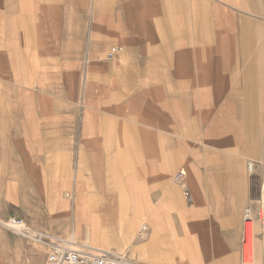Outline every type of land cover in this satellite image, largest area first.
Returning <instances> with one entry per match:
<instances>
[{
	"label": "rangeland",
	"instance_id": "1",
	"mask_svg": "<svg viewBox=\"0 0 264 264\" xmlns=\"http://www.w3.org/2000/svg\"><path fill=\"white\" fill-rule=\"evenodd\" d=\"M244 4L249 13L236 11L238 18L236 16L232 20L233 27L237 32L234 35L233 44L223 43L224 36L229 38L232 35L218 34V32L227 29L218 27L216 20L213 21L211 18L212 11L207 19H180L178 49L162 51L159 53L160 56L153 60L155 63H165L166 66H158L153 68V71L147 72L142 58H140L138 61L141 63L140 67H136L134 73L125 75L129 76L128 79L125 78V85L120 89L121 91L116 89L117 92L114 93L119 92L123 101L133 92L140 91V87L137 85L128 87L131 78L144 80L149 74L152 79L159 78V69L169 74L170 62L175 60L177 52H180L178 57L181 59L184 56L191 61V70H194L193 63L197 59L195 52H199L201 59L206 63L208 62L207 52L209 54L208 45H219L220 48L222 46L223 55L220 57V63L224 70L226 67L225 80H231L229 75L232 71L241 69L239 76L236 75V70L232 83L227 82L240 98L238 101L233 99L236 102L233 115L226 116L224 121L223 116L216 115V112L213 113L210 109L201 111L198 108L197 104H200L202 99L199 95H195L196 91H193L197 88V81L199 82L198 77L193 78L200 76L198 69L195 68L194 75L187 79L178 75L176 91L183 104L182 108L188 104L193 105L187 111L190 116L187 118L188 129L185 138H174L168 135L165 139L173 145L174 150L181 151L183 148V154L179 151V157L182 156L181 158L195 162L196 170L199 171L198 175L203 178V188L197 179H192L190 183L184 181L183 185L181 182H177L179 184L172 183L171 185L174 187L181 188L182 185L183 189L181 188L179 193L172 190L166 191L162 210L163 214L170 215L173 205L177 204L171 198H175L174 195L178 193L180 197H184L181 204L193 205L196 208L194 218L201 217L200 209L204 203H207L211 206L212 215L225 214L227 226L229 227L230 224L233 229L236 219L242 214L243 246L241 256L237 259L227 258L226 264H264V230L262 228L263 221H261L264 218L262 200L264 194V40H261L259 34L264 32V0H248ZM52 7H55V11H52ZM43 10L45 11L44 19L40 17ZM75 10L73 2L69 0H32L27 5H23L21 0H0V11H2L0 14L7 23L2 32L4 35L2 43L10 45L12 50V57L3 60L1 70L5 78L10 76L15 79L13 83L2 81L0 85L1 116H3L0 119V207L6 212V218H2L0 222L2 224L10 218H20L30 229L29 234L20 235L2 224L5 232L9 231L15 235L32 238L35 242L44 241L46 244L48 240L59 238L86 245L83 234L74 237L75 222L72 207L70 218L58 219L56 217L58 211L50 209L49 205L43 201V195L48 196L47 194L54 190L53 183H57V181H64L65 187L73 191L77 180H79L85 183L87 191L96 193V197L100 198L119 191L118 187L111 184L115 175L123 183L120 192L121 195L125 194L126 199H129L133 206L131 211L138 206L141 194L128 190V182L130 180L134 181L136 185H142L144 180L142 174L145 173L143 167L146 162L144 163L145 160L137 156H111V152L123 150L122 152L125 153L126 149V146H116L117 142L121 140L118 137L117 128L120 125L125 128L134 126L157 135L160 126L166 125V122L160 118V110H163L162 115L165 114L169 118L172 116L166 106L161 105L162 108H159L153 95L149 96L146 91H141L142 97L135 109L129 105L131 101L126 103L123 101V112L128 118L118 119L113 117L117 111L114 104L108 110L105 109L106 97L115 98L114 93L100 88L98 89L99 93L96 92L92 104V108H97L95 111L93 110L100 119L97 122L101 127L110 125L117 128L113 131L115 136H113L114 133L110 134L107 139V147H90L91 143L87 140L88 137L83 135L85 113L83 103L86 101L88 74L90 80L101 84L100 87L103 86V82L107 80L111 82L113 78H118V75L126 74L123 72L124 63L121 61L124 52L112 50L115 47L109 51L89 50L90 29L88 24L90 17H82L80 12ZM201 14L202 12H200ZM21 17L26 18L25 23L29 28L26 32L24 29L26 24L24 27L21 25ZM41 23L44 25L42 28L39 27ZM248 31H252L251 35L254 36L252 42L256 41L251 45L250 40L246 42ZM245 32L248 33L245 34ZM199 34H203L204 38ZM209 39L213 41L210 43ZM171 46L174 47V44ZM248 51L249 53H247ZM233 54L239 65H236V69L234 64L233 66L231 64ZM90 58L91 66H89ZM115 60L118 62V68L114 73ZM215 60L216 58L214 59L215 64H219V61ZM23 62H27V65ZM249 63L252 66H249ZM251 68H254L255 71L253 78L256 83L253 84L255 85L254 103L256 107L252 113H249L251 102L249 98H245V95L250 93L246 87L250 80L247 72ZM204 69L201 72V76H203L201 78L205 76ZM130 71L132 70L126 68L127 73ZM30 74L31 76L33 74L35 81L32 87H28L25 81V78L30 77ZM188 79H193V81L189 83ZM114 100L109 99V101ZM243 100L247 102V109L244 108ZM94 104L95 106H93ZM142 104L146 105V111L149 112L145 116L139 114L143 110ZM29 107L35 108L36 113V115L28 116L30 119L25 115ZM41 107H46L44 108L45 114L42 113ZM93 112L91 111V113ZM105 112H108L109 115ZM134 116L141 121L142 118L149 120L134 122L130 119ZM201 118L205 119L204 123ZM213 119H216L217 122L213 123ZM172 120L175 125L172 124L169 128L179 130L185 126L180 122L175 123L176 115L172 116ZM228 126L232 128L231 135L226 130ZM237 126L240 129V137L236 132ZM250 127L253 136L251 140H247L244 138V134ZM234 131L237 139H232ZM178 141L183 142L181 146ZM95 143L93 142L94 145H96ZM92 148L96 152L100 151L101 154L97 158L89 155V149ZM233 151L234 153H232ZM250 164L253 165V170L250 169ZM114 170L117 172H113ZM38 180L43 182L42 193L35 185V181ZM136 208L139 209V207ZM137 212L140 213V211ZM191 217L189 216V218ZM249 224L250 237L247 235ZM117 230L113 229L114 234L110 245L100 246L96 243L94 246L99 249L105 247L103 250L113 253L114 260L118 259V255H120L129 264H143L140 230H137L135 237L127 240ZM168 237L164 236L163 238V264H170L172 255L176 259L179 252L175 249V243L173 244L175 251L172 249L171 239ZM159 253L161 255L160 247Z\"/></svg>",
	"mask_w": 264,
	"mask_h": 264
},
{
	"label": "bare ground",
	"instance_id": "2",
	"mask_svg": "<svg viewBox=\"0 0 264 264\" xmlns=\"http://www.w3.org/2000/svg\"><path fill=\"white\" fill-rule=\"evenodd\" d=\"M214 1H215L214 7H215V10L217 11V13H216L213 21L216 20L215 22H216V24H218V27L220 29H227L226 31L218 32V34L232 35L229 38L224 36L225 41L223 43L224 44L228 43L229 45L233 44L234 43V35L237 34V32L233 27L234 22L232 20L235 19L234 17L237 16L236 11L249 13V12H247L248 8L244 4L248 0H228V2H226L225 4H223L224 2L220 3L219 0H214ZM21 2L23 5H27L28 2H32V0H21ZM17 6H18V4H17ZM185 6L187 8V5H185ZM222 6H225V8ZM40 7L41 6L39 5V8ZM52 8H53L52 11H55V7H52ZM198 8L200 9V6ZM201 8H202V6H201ZM227 8H231L236 13L230 12ZM223 11H224V13H223ZM1 12L2 11H0V13ZM256 16H257V13H256ZM40 17L42 19L45 18V11L44 10H43L42 15H40ZM237 18H238V16H237ZM25 19H26L25 17H21V25L23 27L26 24ZM242 20H243V18H242ZM173 21L175 22V20H173ZM165 23H166V21H165ZM247 23H248V21H247ZM6 24H7L6 19H4L2 17V15L0 14V32H1L0 33V85H1L2 81H6L8 83H13L15 81V79L10 77V76H6V78H5L3 76L2 70H1V67L4 63L3 60L10 59L12 57L11 46L10 45H4V43H2V41L4 40V35L2 32H3V29L5 30ZM243 24H244V22H243ZM39 27H41V28L44 27L43 23H41V25ZM168 27H170V26L168 25ZM249 27H250V25H249ZM24 29H25V32L29 30V28H27V24L24 27ZM170 31H172V30H170ZM198 31H201V30H198ZM204 31H205V29H204ZM248 32H245V34L248 33L246 42L250 40V45H251V43H255L256 41L254 40V42H252L253 41L252 38H254V36L251 35L252 31L251 32L248 31ZM204 33H206V32H204ZM242 34H243V32H242ZM259 34L261 36V40L263 41L264 40V32H261ZM199 35H201V34H199ZM161 36H163V35H161ZM219 37H220V35H219ZM94 39H96V38H94ZM209 41L211 43V41H213V40L209 39ZM206 42H208V41H206ZM164 44H165V41H164ZM97 46H99V45H97ZM162 46L165 47L167 45H162ZM216 46H217V48H215ZM218 46L219 45H208L209 54L207 52L208 62H206V63H204L203 60L201 59L199 52H195V56L197 59L193 63L194 64V70H195V68H197L198 71L200 72V76H194L193 77V78L198 77V80H199V82L197 81V83H198L197 88L193 91H196L197 93L195 92L196 93L195 95L196 96L199 95V97L202 99L200 104H197L198 108L201 111H204L206 109H210L211 112L212 111H213V113L216 112L217 113L216 115L223 116V119L225 121L226 116L231 117V115H233L232 112L234 111L233 110L234 104L236 103L233 99L238 101V99L240 98L238 95H236L235 90H233L230 87V83L233 82V77H234L236 70H237L236 65H238V64H237L235 55L233 54L231 64H232V66L234 64L236 70H234V71L231 70L232 72L229 75V77H231V80H229V81L225 80L226 67L224 70L223 65L220 63V57L223 55V48H222V46H221V48H220V46L219 47ZM168 50H169V48H168ZM181 51L184 52V50H181ZM123 52H124V53H122L123 59L121 61H122V63H124L123 64V72L126 74L118 75V78H113L111 80V82H108V80L103 82V84H102L103 86H101V87H100L101 84H97L93 80H90L89 74H88V78H87L86 101L84 102L85 113H84V119H83L84 120L83 135L90 138V139H93V140L95 139L97 141H100V143L97 142V144L98 145L100 144L99 147H101V148L107 147V145H108L107 139L110 137V134L114 133L113 131L117 127L114 128V127H111L110 125H105V124H104L105 125L104 127H101L98 124L97 121H100V119L98 118V115L95 114L94 112L91 113V109H93L94 111L97 109L94 107L92 108L94 96H95L96 92L99 93L98 89H100V88L103 89L104 91L110 90L113 93L117 92L116 89L120 90L125 85V80H126L125 78H127V79L129 78V76H125V75H129V74L134 73L135 70L137 69L136 67H140L139 64L134 63V64L130 65V64H128L129 62L124 61L127 57V52L124 50H123ZM178 53H180V52L176 53L175 60H172L170 62L171 69L169 70V74L168 73L166 74L165 72H163L164 70L159 69L158 70L159 78L152 79L150 77L151 74H149L148 77L144 80L131 78L129 80L128 87L131 85H132V87H134V85H137V87H140V91L137 93L133 92L127 99H124L123 101H124V103L131 101L129 103V105L135 109L138 106L137 103L140 102V99L142 97L140 94L141 91H146L147 93H149V96H150V94L153 95V99H156L160 109L162 108L161 105H164V107L166 106V108L168 109L169 114H172V116L176 115L175 123L178 124L180 122L181 124H184L185 126L181 127L179 130H175V128H169L170 125L174 124L173 123L174 121L172 120V116L169 118L168 116H165V114L162 115L163 110L162 111L160 110L159 114H160V118L166 122V125L160 126V128L158 129L159 133L157 135L150 134L149 131L146 132L144 129L140 130L139 128H136L134 126L125 128L122 125H120L119 128H117V132H118V137L121 140H119V142H117L116 146H119V147L126 146V149H125L126 154L122 152L123 150L122 151L118 150L117 152H115V151L111 152V156H114V157L115 156H123V155H129L132 157L137 156V157H141L142 159H144L145 160L144 163L146 162L144 167L141 165L143 167V171L145 172L144 174H142V176L144 178L142 185H140V184L136 185V184H134V181L129 180V188L128 189L133 193L140 192V194H141V199L138 202V206L135 205L136 207H139V209L137 210V208L135 207L133 209V211H131L133 206H131L130 201L127 202L126 198H123V196L121 195V192H120V189L123 187V183L115 175L113 176V180H112L111 184L115 187H118L119 191L117 193H114V194L113 193L109 194L106 197H100L101 199H104L105 200L104 202H107L108 207L113 210V212H112L113 214L109 213L108 215H109V218H111L114 221L116 228L119 229L118 231H120V233L124 234L126 237L129 236V238L130 237L133 238L134 236L137 235L136 234L137 230H140L139 236L142 239V246H141V252H142L141 256L142 257H141V259H142L143 264H157L158 263V257H160L158 244H159V233H160L162 223L160 221V216L157 213L159 211L157 210V207L155 206L156 201L157 202L160 201L161 200L160 197L163 198L164 194L165 195L167 194L166 191H169V190L177 191V192L181 191L183 189L182 185H183L184 181H185V183H190L192 181V179H195V180L197 179L198 183H200L202 188H203V182H202L203 178L200 175H198L199 171L196 170L195 162H191L187 158H181L182 156L179 157L180 153L183 154V148L181 151L177 150V149L174 150L172 148L173 145H171V143H169L165 139L168 135H170L174 138H185V135H186V132L188 129L187 128V118L190 116L189 115L190 113H188L187 111L189 109H191V107L193 105V104H188L182 108L183 104L179 100V97H178L179 93H177V91H176V82H177L176 79H177V77H179L178 75H180L181 78H185V79L194 75V72H193L194 70H191V66H192L191 61L187 60L184 56H183V59H181L180 57H178L179 56ZM247 53H249V51ZM193 55H194V53H193ZM119 56H121V54H119ZM215 58L217 61H219V64H215V62H214ZM104 59L106 61L105 56H104ZM147 60L149 61V59H147ZM116 61L117 60H115V62H114L116 64V67L114 69V73L116 71V68H118V65H117L118 62H116ZM148 61H146V62H148ZM84 62H86V61H84ZM23 63L25 65H27L26 64L27 62H23ZM158 63H160V62H158ZM89 66H91V58L89 61ZM158 66H166V64L160 63L159 65H146L145 68H146V71L149 72V71H153V68L158 67ZM221 66H222V68H221ZM249 66H252V64L249 63ZM132 67H134V68H132ZM209 67H210V69H209ZM126 68L131 69L132 71H130V73H127ZM203 69L205 72V76H204V78H201V77H203V76H201V72L203 71ZM89 72H90V69H89ZM240 74H241V69H240V71L237 70L236 75L239 76ZM247 75L250 78V80H248L249 85H247L246 88L248 89V91H250V93L245 95V98L250 99L251 104H250L249 113H252L256 107V104L254 103V98H255L254 86L255 85L253 84V83H256V80L253 78V77H255L254 68L249 69L247 72ZM153 80H155V81H153ZM25 81H26L28 87L34 86L33 83H35V81H34L33 74H32V76L30 74V77L25 78ZM188 81H189V83H191V81H193V79H191V80L188 79ZM227 82H230V83L228 84ZM140 83L143 85H141ZM239 83H240V81H239ZM113 90H115V91H113ZM114 95H115V98L109 97V96L106 97L105 109L108 110L114 104L117 111L113 115V117L115 116L118 119L124 120V118H128V116H126L125 113L123 112L124 103L122 101L121 94H119V92H118V93H114ZM111 98L113 100L114 99L115 100L109 101V99H111ZM137 98H139V99H137ZM146 100H145V102H146ZM95 104L93 106H95ZM243 104H244V108L247 109V102H244V100H243ZM254 104H255V106H254ZM1 105H2V102H1V98H0V117L2 118L3 116H1L2 115L1 114ZM142 107H143V110L141 113L139 112V114H142L143 116H145L148 112V111H146L147 107L144 104H142ZM41 108H42V110H41L42 113H44V108H46V107H41ZM153 113L155 114L156 112H153ZM245 113H247V112H245ZM106 114L109 115L108 112ZM179 114H181V115L179 116ZM25 115L27 117L36 115L35 108L33 109V108L29 107L28 110L25 112ZM103 116H104V114H103ZM28 119H30V118L28 117ZM130 119H132V121H134V122H140L141 121L139 118L138 119L135 118V116L130 117ZM201 119H202V122L204 123L205 119H203V118H201ZM144 120L145 119L142 118L141 122H143ZM148 120L149 119H146L145 121H148ZM215 122H217V120L213 119V123H215ZM242 128H243V126H242ZM231 129L232 128L230 126L226 127V130L229 132L230 135L232 134V132L230 131ZM244 129H245V127H244ZM250 131H251V127L248 130V132H246L244 134V138L247 140H251V138L253 136V134ZM236 132L240 137V129L238 126L236 127ZM236 132L234 131V137L232 139H234V138L237 139V137L235 135ZM113 136H115V133ZM93 140H92V144H93ZM178 142H179L178 144L180 146L183 143L181 141H178ZM214 148H215V146H214ZM179 151H180V153H179ZM232 153H234V151ZM136 167H138V166H136ZM251 170H253V165H252ZM113 172H117V171L114 170ZM180 175H181V177H180ZM175 182L176 183L181 182L182 183V185H181L182 189L178 186L174 187L171 185L172 183H175ZM177 184H179V183H177ZM81 192L83 193V191H81ZM178 193L174 195L175 198H173V200L174 199L175 200L181 199V197L178 195ZM262 200H263V205H264V194H263ZM52 201H54V200H52ZM70 202H71V200H70ZM134 202H136L135 199H134ZM76 204H77V207L80 209L79 210L80 214L83 215L84 218L88 219L90 217V213L87 211L89 208L88 198L85 196L84 197L78 196L76 199ZM80 206L83 208L82 213H81V207ZM263 209H264V206H263ZM137 211H140V213H138ZM130 213H132V214L128 218L127 214H130ZM263 214H264V211H263ZM90 221L92 223L93 230L91 231V233L87 232L88 233V239L85 238V239H87L86 245L91 246V247H95V248H97V246H94V245H96V243H98L100 246L110 245L111 241H109V240H111V238H109L107 236V229H108V227L106 226V223L108 222L107 218L104 217V218H100L99 220L98 219H91V220H89V222ZM168 221H169L168 226L170 227L171 226L170 217L168 218ZM261 221H263V227H264V218L261 219ZM87 228H88V226H87ZM110 231L111 230L109 229L108 232H110ZM250 231L251 230H250V224H249L248 231H247L248 232L247 235L249 237H250ZM179 241H181V240L179 239ZM181 247L184 249L183 246H181ZM103 248H105V247H102V249ZM198 249H199V247H198ZM189 253H193V252L189 251ZM118 256H117L118 259L114 260V264L115 263L116 264H129V262L127 260H125L123 257H121L120 255H118ZM117 260L119 261V263Z\"/></svg>",
	"mask_w": 264,
	"mask_h": 264
},
{
	"label": "crops",
	"instance_id": "3",
	"mask_svg": "<svg viewBox=\"0 0 264 264\" xmlns=\"http://www.w3.org/2000/svg\"><path fill=\"white\" fill-rule=\"evenodd\" d=\"M69 1L73 2L74 9H76L75 11L78 13L80 12L82 17H90L88 24L90 29V47H88V49L94 51H109L111 48L115 47L112 50H124L127 52L125 60L130 61L128 63L130 65L134 63L140 65L141 63L138 62L140 61V58H142L141 60L145 66L159 65L160 63H155L153 60H156L160 56V52L167 51L168 48L169 50L178 49L180 38L177 35L179 33L178 28L181 25L179 23L180 19H207L211 15V11V18L214 19L217 13L214 7V0ZM219 2H224L223 4H225L228 0H219ZM185 5H187V8ZM199 6L200 9L198 8ZM222 7L225 8V6ZM227 9L230 12L236 13L231 8ZM200 12H202L201 15ZM173 20H175V22ZM167 24L170 27H168ZM170 44H174V47ZM162 45L167 46L164 47ZM147 59H149V61ZM91 111L93 112V109H91ZM0 119L2 118L0 117ZM87 140L91 143V147L100 146V144H97V142L100 143V141L90 138ZM92 140L93 142H96V145L92 144ZM93 148L89 149V155L92 157H98V155L101 154L100 151L96 153ZM63 182L64 181H57V183H53L54 190H51L46 197L43 195V201L49 205L50 209L58 211L56 217L58 219L70 218L72 206L74 211L73 220L75 222L74 237H79L83 234L87 239V232L91 233L93 230L92 223L91 221L89 222V220H99L100 218L105 217L108 220L106 223V226L108 227L107 236L112 240V235L114 234L113 229L116 230L118 228H116L114 221L109 218L108 214L112 213L113 210L108 207L107 202H104V199L96 197V193L87 191L85 183L79 180H77L73 191L66 188ZM35 185L38 187L40 193H42L43 182L41 180L35 181ZM81 191H83V193ZM124 195L125 194H122L123 198H126ZM78 196H85L88 198L89 208L87 211L90 213L88 219L84 218L79 212L80 209L76 204ZM160 199L161 200L158 202L156 201L155 204L157 210L160 212L157 213L160 216V221L162 223L158 244V249L159 247L161 249V255L159 253L160 257H158L157 264L164 263V236H169L172 249H174L173 244L175 243L176 251L180 252V254L178 252L176 259L172 255V262L170 264H226L227 258L237 259L241 256L243 246L242 214L236 219V223L232 229L230 224L229 227L227 226L225 214L216 213L215 215H212L210 204L204 203L200 209L202 211L201 217L194 218L196 208L193 205L181 204L184 201V197L182 196L181 199H174L177 204L173 205L170 213L171 216H168L163 214L162 210L164 198L160 197ZM126 200L129 202L128 198ZM171 200L174 201L173 198H171ZM82 211L83 208L81 207V213ZM127 216L129 218L130 214H127ZM189 216L191 218H189ZM169 217L171 219L170 227L168 226ZM2 218H6V212L0 207V220H2ZM262 228L264 230L263 225ZM109 229L111 230L110 232H108ZM5 231L6 230L0 222V264H49L50 250L48 243L46 244L44 241L39 240L35 242L32 238L15 235L11 232L9 233V231ZM118 232L121 236L125 237V240L132 238H129V236L126 237L124 234L120 233V231ZM87 239H85V242H87ZM179 239L181 241H179ZM181 246H183L184 249ZM198 247L200 248L198 249ZM189 251H192L193 253H189Z\"/></svg>",
	"mask_w": 264,
	"mask_h": 264
},
{
	"label": "built area",
	"instance_id": "4",
	"mask_svg": "<svg viewBox=\"0 0 264 264\" xmlns=\"http://www.w3.org/2000/svg\"><path fill=\"white\" fill-rule=\"evenodd\" d=\"M250 169H252L251 164ZM2 224L20 235L30 233V229L20 218H10ZM48 245L50 247L49 264H114L113 253L88 245H81L73 240L55 238L48 240Z\"/></svg>",
	"mask_w": 264,
	"mask_h": 264
}]
</instances>
